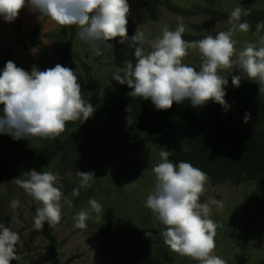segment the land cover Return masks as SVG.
I'll use <instances>...</instances> for the list:
<instances>
[{"label": "rangeland", "instance_id": "1", "mask_svg": "<svg viewBox=\"0 0 264 264\" xmlns=\"http://www.w3.org/2000/svg\"><path fill=\"white\" fill-rule=\"evenodd\" d=\"M237 6L250 10L242 19L252 27L264 20V0H130L132 29L135 33L139 27L152 40L165 25L175 30L182 19L186 26L183 37L196 41L228 30V15ZM63 29L67 33L62 38ZM67 29L28 7L20 11L14 22H5L0 17V72L9 60L29 72L33 66L44 71L60 64L61 45L69 39ZM78 32L74 27L69 58L61 65L76 72L83 99L95 108L92 117L68 122L66 130L55 140H14L0 133V223L21 237L17 244L20 258L11 264H49L51 247L59 263L76 257L69 264H199L172 252L163 243L160 233L164 226L145 206L154 187L152 167L160 162L159 152L165 149L171 153L178 148L176 142L136 144L117 126H109V112L122 97L109 82V76L117 71L111 64L112 47H103L102 55L94 56L90 46L79 39ZM261 36L264 30L257 33L255 29L237 32L233 38L238 41L237 50H241L246 42L259 46ZM144 47L148 50L147 44ZM184 63L199 68L198 51L190 49ZM84 67H88L87 73ZM221 74L230 79L241 75L239 70ZM241 82L259 87L243 76ZM2 109L0 105V113ZM229 124L251 137H264V125ZM72 132L76 136L69 140L63 153L61 139ZM31 169L59 174L57 186L72 201L71 207L61 201L62 219L55 228L47 224L53 244L33 227L39 205L14 182ZM77 171L93 172L94 178L90 187L81 188L74 197L72 189L80 183ZM205 187L207 191L201 195L200 203L214 199L223 203L222 209L210 205V218L219 225L214 238L215 254L227 264H264V184L245 182L235 186L225 182L215 186L207 183ZM90 198L97 200L105 211L99 218L90 212L87 228L78 229L73 217L90 208ZM13 199L20 201L15 212L10 208ZM146 232L152 235L146 236Z\"/></svg>", "mask_w": 264, "mask_h": 264}, {"label": "clouds", "instance_id": "2", "mask_svg": "<svg viewBox=\"0 0 264 264\" xmlns=\"http://www.w3.org/2000/svg\"><path fill=\"white\" fill-rule=\"evenodd\" d=\"M25 7L61 27L78 28L79 39L90 46L94 56L102 55L103 47H112L110 41L116 38L120 44L134 48V61L126 60L113 74V79L132 89L128 96L151 100L156 110H168L174 102L189 101L193 107H202L211 101L228 111L230 105L225 100V89L229 81L227 75L221 73L234 70L241 73L232 76L234 87H240L243 76L255 82L260 95H264V36L260 37L259 46L246 42L241 50H237L238 41L233 38L235 33H247L251 29L252 25L242 20L250 14L249 9L233 8L227 19L228 30L188 41L183 38L186 26L182 19L175 30L165 25L155 39L148 40L139 27L129 37L128 0H0V17L5 22H14ZM255 29L257 33L264 30V20L258 21ZM190 49L198 51L201 57L198 71L184 63ZM78 80L72 68L61 64L44 71L33 66L29 72L9 60L0 72V105H3L0 133L14 140H55L66 130L68 122L87 121L95 108L83 99ZM126 111L131 112L132 108ZM249 118L250 114L245 113L244 122ZM170 154L165 149L159 152L160 162L152 167L154 187L145 202L164 226L160 233L163 243L172 252L199 261V264H227L215 254L214 238L219 225L210 218V205L222 209V201L214 199L200 203L201 195L207 191L208 174L183 160L174 163L169 159ZM76 175L80 183L72 189L74 197L79 195L81 188L90 187L94 178L93 172L77 171ZM21 176L14 179L15 184L39 205L34 229L41 232L45 223L55 228L62 219L61 201L72 206V201L57 186L59 174L31 169ZM88 204V210L82 209L73 217L78 229L87 228L90 212L99 218L105 211L95 199L90 198ZM19 206L18 199L10 202L14 212ZM145 235L150 237L152 233ZM20 239L18 232L0 223V264L19 260L17 244Z\"/></svg>", "mask_w": 264, "mask_h": 264}, {"label": "trees", "instance_id": "3", "mask_svg": "<svg viewBox=\"0 0 264 264\" xmlns=\"http://www.w3.org/2000/svg\"><path fill=\"white\" fill-rule=\"evenodd\" d=\"M128 2L130 4V0ZM127 30L128 36L131 37L134 34L131 12ZM250 30L255 32L254 27ZM67 31L69 39L61 45L60 64H64L69 58L74 27H68ZM66 33V29L61 31L62 38ZM183 38L189 40L188 37ZM118 41L119 38L110 41L113 44L111 64L116 70L123 67L126 60L134 61V48ZM84 69L86 73L89 71L88 67ZM113 74L109 76V82L122 93V97L109 112L110 127L117 126L119 131L130 136L136 144L154 141L176 142L178 148L171 152L169 159L174 163L183 160L200 168L208 174V183L211 186L225 182L235 186L245 182L264 184V137H251L229 124L233 122L247 126L264 125V95H260L259 87L251 82H241L240 87L236 88L227 77L229 83L225 89V100L230 105L228 111L211 101L202 107H193L189 101L180 104L174 102L168 110H156L151 100L128 96L127 93L132 89L117 83ZM129 107L132 108L131 112L126 111ZM245 113L250 114L247 123L243 120ZM75 136L72 132L61 139V152ZM41 232L50 244L54 243L47 223ZM53 253L52 247L49 248V264H69L76 258L71 257L65 263H59Z\"/></svg>", "mask_w": 264, "mask_h": 264}]
</instances>
